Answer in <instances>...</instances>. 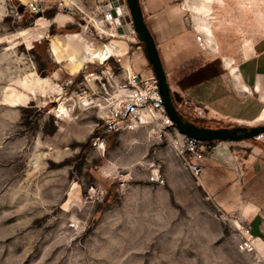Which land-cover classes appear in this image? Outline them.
Wrapping results in <instances>:
<instances>
[{"label":"rangeland","instance_id":"374dc122","mask_svg":"<svg viewBox=\"0 0 264 264\" xmlns=\"http://www.w3.org/2000/svg\"><path fill=\"white\" fill-rule=\"evenodd\" d=\"M44 1L37 17L23 0H0V264H252L240 249L241 223L216 208L170 139L150 129L96 139L97 109L79 73L85 61H104L110 38L83 33L78 15L57 19L56 0ZM186 1L197 0L176 3L214 68L243 41L264 39V0L212 4L218 51L205 45ZM135 58L146 65L135 62L137 70H151L144 46ZM167 80L185 121L236 127L187 108L181 86ZM155 171L163 185L149 181Z\"/></svg>","mask_w":264,"mask_h":264},{"label":"crops","instance_id":"0c3cea01","mask_svg":"<svg viewBox=\"0 0 264 264\" xmlns=\"http://www.w3.org/2000/svg\"><path fill=\"white\" fill-rule=\"evenodd\" d=\"M176 1L140 0V5L167 78L179 84L176 73L182 65L193 58L207 62L200 58L205 49L199 47L196 31ZM215 46L218 51L216 39ZM231 59L239 74L238 84L223 59L216 67L217 76L209 81L184 88L179 84L183 103L189 109L195 106L215 122L233 126L264 122V39L243 41L238 55ZM134 60L146 69L145 62ZM218 143L201 164L205 169L199 179L220 212L231 215L233 221L241 223L240 228H250L254 254L264 258V147L249 145L248 150L239 151L231 150L225 142Z\"/></svg>","mask_w":264,"mask_h":264},{"label":"built area","instance_id":"2783aa9c","mask_svg":"<svg viewBox=\"0 0 264 264\" xmlns=\"http://www.w3.org/2000/svg\"><path fill=\"white\" fill-rule=\"evenodd\" d=\"M114 2H117L118 6H113ZM22 4L26 11L34 15L46 11L44 0H27ZM51 8L56 11V15H68L71 18L78 15L77 26L97 41L113 37L125 41L128 46L124 55H113L101 63H86L79 73L83 79L82 84L90 88V92L84 94L88 93L89 99L97 109V127L101 128V133L96 139H103L106 135L150 129L154 136L172 141V147L186 169L198 178L205 169L201 164L214 153L216 147L211 142H202L179 134L166 115L158 82L152 70L142 72L135 68V55L142 51L143 45L134 31L126 1L56 0V4ZM91 15L100 19L107 30L106 37H101L88 26ZM118 29H121L122 33H119ZM196 40L199 47L203 48L199 35ZM125 61L130 63L127 70L122 67ZM254 141L264 142V134L256 136ZM149 181L163 185L164 177L155 171L151 173ZM240 236V249L252 255L251 261L264 264V258L254 254L250 228H240Z\"/></svg>","mask_w":264,"mask_h":264},{"label":"water","instance_id":"95a60500","mask_svg":"<svg viewBox=\"0 0 264 264\" xmlns=\"http://www.w3.org/2000/svg\"><path fill=\"white\" fill-rule=\"evenodd\" d=\"M125 1L131 15L134 31L137 34L139 41L144 46V54L147 63L151 67L158 82V90L166 115L172 121L174 128L179 134L198 141L211 143L254 141L256 136L264 134V124L251 127L236 126L229 129L202 127L197 126L192 122L185 121L181 115H179L176 105L173 102L167 75L154 38L145 23L140 0ZM113 6H118V3L114 2ZM41 16L42 13H37V17ZM118 32L122 33V30L118 29Z\"/></svg>","mask_w":264,"mask_h":264},{"label":"bare ground","instance_id":"6f19581e","mask_svg":"<svg viewBox=\"0 0 264 264\" xmlns=\"http://www.w3.org/2000/svg\"><path fill=\"white\" fill-rule=\"evenodd\" d=\"M23 1L25 2L27 0H23ZM65 1L67 2L68 0H65ZM215 2H216V0H197V1H193L191 3L186 1V8H188L189 10H191L197 14L196 16H193V25H194L195 29L200 33L205 45L209 48H215L216 49L212 23L209 22L212 19V17L210 16V14H208L212 11V4H214ZM96 17L97 16H91V18H89L88 26H90L92 29H94V31L98 32L101 35V37L102 36L106 37L107 30L101 24L100 19L98 17L97 18ZM204 17H207V18L205 19ZM58 18L61 20L63 18L70 19V17L68 15H62V14L57 15V19ZM105 47H106L105 48L106 52L109 54H107L105 56L104 61L109 59L113 55H121L122 56L128 50V46H127L125 41L120 40V39H116L113 37L108 39V42L106 43ZM101 62H103V61H97V60L96 61H85L83 63V66L86 63H101ZM83 66H82V68H83ZM224 66L226 68H229L234 73L235 77L237 79H239V77H238L239 74H237L236 64H235L233 59L225 58L224 59ZM122 67H123V69L127 70L130 68V63L125 61V62H123ZM86 97L88 98V101H90L88 95H86ZM81 100H84V98H80V101ZM261 118L264 120V114L262 115ZM253 251H254V248H253ZM252 264H258V263H256L254 261V262H252Z\"/></svg>","mask_w":264,"mask_h":264},{"label":"trees","instance_id":"16d2710c","mask_svg":"<svg viewBox=\"0 0 264 264\" xmlns=\"http://www.w3.org/2000/svg\"><path fill=\"white\" fill-rule=\"evenodd\" d=\"M57 32L58 31H55L52 35H57ZM66 34H68V32L65 30L64 35ZM217 74L216 68L209 63L202 64V62L197 58H193L189 62L182 65L176 73L178 82L183 88L207 82L216 77Z\"/></svg>","mask_w":264,"mask_h":264}]
</instances>
